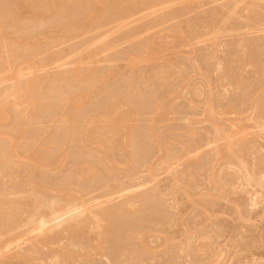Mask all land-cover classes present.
<instances>
[{
  "label": "rangeland",
  "instance_id": "1",
  "mask_svg": "<svg viewBox=\"0 0 264 264\" xmlns=\"http://www.w3.org/2000/svg\"><path fill=\"white\" fill-rule=\"evenodd\" d=\"M41 1L0 28V264H264V0Z\"/></svg>",
  "mask_w": 264,
  "mask_h": 264
},
{
  "label": "bare ground",
  "instance_id": "2",
  "mask_svg": "<svg viewBox=\"0 0 264 264\" xmlns=\"http://www.w3.org/2000/svg\"><path fill=\"white\" fill-rule=\"evenodd\" d=\"M14 1V0H13ZM49 1V0H48ZM76 1V13L77 14H79V15H84L85 14V11L87 10L86 8H88V7H86L89 3H95V4H99V5H101V8H104L103 6H104V2H105V0H75ZM116 1H119V0H116ZM115 1V2H116ZM122 1V2H121ZM124 1V2H123ZM175 0H120L119 2L120 3H128L127 4V6L129 5V4H131L130 6H128V8H126V9H124V10H126V11H124L123 13H124V16L122 17V18H124V19H126V18H131L132 16H134L135 14L137 15V13L140 11V9L141 8H143L144 10H149V9H154V8H158V7H160V6H165V5H167V4H171L172 2H174ZM179 1V0H178ZM0 2H1V0H0ZM38 2H39V4L41 5V3L43 4V1H41V0H20V3L19 2H14V3H11V6L10 7H8L7 6V9H4V10H1V12H0V28L1 27H4L5 26V24H7V20H10L11 19V21H12V24H13V21H14V24H15V22H16V20H20V19H22L23 18V13H24V11H26V9L28 10H30V8L32 7V5L33 4H36L37 6H38ZM67 2V1H66ZM118 3V2H117ZM137 3V4H136ZM47 4L48 3H46V6H47ZM50 4V3H49ZM48 4V5H49ZM132 4L134 5V9L132 10V9H129V8H131L132 7ZM138 4H141V6L138 8V7H136ZM54 5V4H53ZM56 5H57V3H56ZM55 5V6H56ZM110 5V4H109ZM119 5V4H118ZM43 7H44V5H42ZM54 6V7H55ZM70 6V5H69ZM98 6V5H97ZM115 6V5H114ZM124 6V5H123ZM5 7V6H4ZM57 7V6H56ZM40 8V7H39ZM38 8V9H39ZM36 9V8H35ZM37 9V10H38ZM47 9V8H46ZM69 9V8H68ZM143 9L141 10V11H143ZM36 10V11H37ZM59 10V9H58ZM109 10V9H108ZM114 10V9H113ZM121 10H123V9H121ZM89 10H87L86 11V14H87V12H88ZM102 11V10H101ZM3 12H5V13H3ZM38 12H39V10H38ZM143 12H145V11H143ZM142 12V13H143ZM66 13V12H65ZM95 13V12H94ZM93 13V14H94ZM141 13V12H140ZM36 15H37V13H35ZM62 14V13H61ZM85 14V15H86ZM97 14V13H96ZM102 15V13L100 12V13H98V17H99V15ZM34 15V14H33ZM43 15V14H42ZM84 15V16H85ZM100 15V16H101ZM119 15V14H118ZM135 15V16H136ZM40 16V15H39ZM39 16H36V17H39ZM66 16H67V14H66ZM84 16H82V17H84ZM115 16H117V15H115ZM134 16V17H135ZM63 17V16H62ZM81 17V16H80ZM91 17H92V15H90L89 14V16H88V19L90 20L91 19ZM121 17V16H120ZM41 18V17H40ZM40 18H37V21H38V19H40ZM87 18V17H86ZM93 18L94 19H97V18H95L94 16H93ZM103 18V17H102ZM118 18V17H117ZM116 18V19H117ZM24 19V18H23ZM34 19H36L35 17H34ZM63 19V18H62ZM65 19V18H64ZM77 19V18H76ZM93 19V20H94ZM119 19V18H118ZM123 19V20H124ZM80 20V19H79ZM92 20V19H91ZM122 20V19H121ZM71 21V20H70ZM87 21V20H86ZM19 22V21H18ZM41 22H42V20H41ZM21 23V22H20ZM90 23H92L91 21H90ZM33 24V23H32ZM66 24V23H65ZM20 25V24H19ZM35 25V24H34ZM14 26V25H13ZM19 27V26H18ZM17 27V28H18ZM35 27V26H34ZM77 27H79V28H81V27H83V25H81V24H77ZM77 27H76V30H78L77 29ZM40 28H42V27H40ZM33 31V30H32ZM75 31V30H74ZM3 32V31H2ZM23 32V31H22ZM25 34V33H24ZM5 35V34H4ZM26 35V34H25ZM22 36V35H21ZM1 37V36H0ZM32 38V37H31ZM196 39V38H195ZM1 40V39H0ZM7 40V39H6ZM42 40V39H41ZM2 41V40H1ZM21 41V40H20ZM8 43V42H7ZM26 43V42H25ZM25 45V44H24ZM29 45V44H28ZM25 47V46H24ZM22 48V47H21ZM4 49V48H3ZM7 49V48H6ZM153 51V50H152ZM153 54V53H152ZM9 55V54H8ZM148 56V55H147ZM149 56H150V54H149ZM153 56V55H152ZM74 79V78H73ZM55 82V81H54ZM73 98V97H72ZM263 107V106H262ZM1 112V111H0ZM4 113V112H3ZM129 113V112H128ZM124 117V116H123ZM264 128V127H263ZM227 147V146H226ZM33 155V154H32ZM40 158V157H39ZM38 161V160H37ZM42 161V160H41ZM40 162V161H39ZM52 166V165H51ZM256 176V175H255ZM254 196V195H253ZM76 198V197H75ZM9 204V203H8ZM11 205V204H10ZM63 210V209H62ZM60 211V210H59ZM59 218V217H58ZM58 218H56V219H58ZM60 219V218H59ZM43 223V225H47V223L46 222H42ZM61 223V222H60ZM59 225V224H58Z\"/></svg>",
  "mask_w": 264,
  "mask_h": 264
}]
</instances>
